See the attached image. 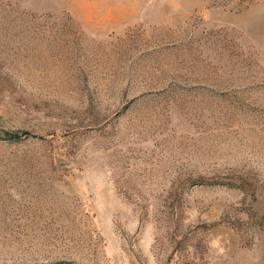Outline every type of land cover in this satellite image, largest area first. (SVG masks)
<instances>
[{
    "label": "rangeland",
    "instance_id": "obj_1",
    "mask_svg": "<svg viewBox=\"0 0 264 264\" xmlns=\"http://www.w3.org/2000/svg\"><path fill=\"white\" fill-rule=\"evenodd\" d=\"M0 264H264V0H0Z\"/></svg>",
    "mask_w": 264,
    "mask_h": 264
}]
</instances>
